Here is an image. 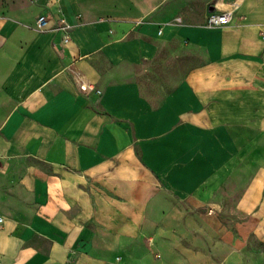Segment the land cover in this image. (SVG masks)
I'll list each match as a JSON object with an SVG mask.
<instances>
[{"label": "crops", "instance_id": "crops-1", "mask_svg": "<svg viewBox=\"0 0 264 264\" xmlns=\"http://www.w3.org/2000/svg\"><path fill=\"white\" fill-rule=\"evenodd\" d=\"M199 183L264 242V0H0V264H131L164 209L162 256L137 264H247L168 203Z\"/></svg>", "mask_w": 264, "mask_h": 264}, {"label": "rangeland", "instance_id": "rangeland-1", "mask_svg": "<svg viewBox=\"0 0 264 264\" xmlns=\"http://www.w3.org/2000/svg\"><path fill=\"white\" fill-rule=\"evenodd\" d=\"M163 187H166L163 183H154L150 189L151 196L154 197L155 191H160ZM93 189L97 192H108L110 190L109 187L104 185H96ZM167 189L174 195H169V197H171V199L168 200L169 204H172V206H179L182 211L184 210L185 216L196 217V215H199L204 219H209L210 217L217 218L219 222L227 228L226 235H224L221 240H227L234 248L239 249L240 252L245 255L247 264H254L253 259L260 262V264H264V242L260 241L254 233L257 224L256 216L237 209L233 200L223 199L221 194H216L209 200H202L201 193L203 195V192L207 189V185L204 183H199L194 186L191 193H195L196 199L189 200V202L181 198L184 197L183 193H176L175 190L170 187H167ZM147 211L141 216L140 237H137L141 248L135 245L126 253L131 264H137L136 259L139 255V251L141 254L149 255L154 259H158L162 256L161 249L157 247V241L162 236L159 229L161 220L166 217L168 210L164 209L162 215L156 218L150 216ZM193 232L196 235L195 232L197 231ZM189 238L192 239V236H189ZM189 238H186V236L181 238L182 241L180 242L184 247L192 246Z\"/></svg>", "mask_w": 264, "mask_h": 264}, {"label": "built area", "instance_id": "built-area-1", "mask_svg": "<svg viewBox=\"0 0 264 264\" xmlns=\"http://www.w3.org/2000/svg\"><path fill=\"white\" fill-rule=\"evenodd\" d=\"M230 11L225 10L222 12H217L215 10H211L206 18V25L209 27L219 26L226 23L229 20ZM46 24L45 16L41 15L37 19V27L42 29ZM57 29L63 30V35L61 37L62 42H67L69 39L68 30L70 28V24L66 23L64 19L59 20V24L56 27ZM79 88L84 92H96L100 93V90L97 89L93 84L88 82H80Z\"/></svg>", "mask_w": 264, "mask_h": 264}]
</instances>
